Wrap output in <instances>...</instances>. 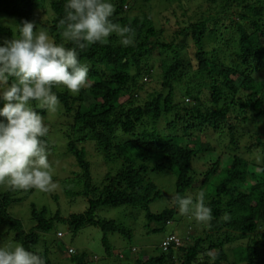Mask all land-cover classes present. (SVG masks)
Wrapping results in <instances>:
<instances>
[{
    "label": "trees",
    "instance_id": "trees-1",
    "mask_svg": "<svg viewBox=\"0 0 264 264\" xmlns=\"http://www.w3.org/2000/svg\"><path fill=\"white\" fill-rule=\"evenodd\" d=\"M140 1L149 4L152 0H113V20L134 29V46L122 47L119 37L112 34L108 43L87 47L79 60L89 67L88 84L79 94L54 86L60 100L54 112L33 102L48 125V114L57 113L65 149L78 167L86 210L64 217L59 211L50 214L46 208L33 207L32 224L26 226L11 213L10 206L17 199L10 191L0 192V245L10 238L12 243L38 251L46 264H56L49 251L55 241L41 236L49 234L56 223L67 225L73 234L90 225L103 233L102 245L110 258L115 252L108 234L126 242L132 230L123 223L99 219L97 208H142L146 233L158 231L161 227L153 223H170L179 213L174 200L160 212L150 210L162 197L152 174L167 172L175 175L174 198L186 196L195 186L206 193L213 220L205 224L187 215L192 228L176 249L171 245L163 250L160 245V252L152 254L131 246L127 249L130 256L116 253L119 260L128 264H264V0H164L182 9L183 19H179L172 7L176 29L171 35L165 34L169 18L155 25ZM185 1L198 3L191 13ZM66 3L0 0V14L21 23L37 17L51 38L72 47L60 23ZM137 8L142 16L135 12ZM41 14L46 15L45 21ZM18 27V23L0 21V41L16 36ZM156 79L159 90L151 86ZM145 87L151 89L143 95ZM239 119L249 121L252 134L248 128L247 135L237 133ZM210 126L221 129L223 148L216 158L202 163L213 147L198 130L205 128L206 133ZM45 141L49 146V134ZM89 152L102 155L108 167L117 166L99 184L93 183L86 158ZM195 163L202 167L199 177ZM70 248L62 252L66 260L90 264L86 251L71 254ZM209 253L215 255L214 261Z\"/></svg>",
    "mask_w": 264,
    "mask_h": 264
},
{
    "label": "clouds",
    "instance_id": "clouds-1",
    "mask_svg": "<svg viewBox=\"0 0 264 264\" xmlns=\"http://www.w3.org/2000/svg\"><path fill=\"white\" fill-rule=\"evenodd\" d=\"M113 0H67L63 37L72 47L57 43L46 30L24 20L17 35L0 41V184L16 190L57 188L49 163L45 138L49 128L40 112L33 107L54 112L60 105L54 86L62 85L73 95L88 84L89 67L79 60L80 52L94 44H106L115 34L122 47L134 46L135 31L130 25L114 22ZM206 193L195 196L177 194L174 205L181 215H191L197 222L213 220ZM224 220H230L229 215ZM179 244L170 243L176 249ZM162 246V243H161ZM163 250H166L162 247ZM78 252L73 247L68 253ZM212 261L213 253L208 254ZM0 264H46L36 250L21 243L0 245Z\"/></svg>",
    "mask_w": 264,
    "mask_h": 264
},
{
    "label": "rangeland",
    "instance_id": "rangeland-1",
    "mask_svg": "<svg viewBox=\"0 0 264 264\" xmlns=\"http://www.w3.org/2000/svg\"><path fill=\"white\" fill-rule=\"evenodd\" d=\"M141 2L142 1L139 2V6L143 4ZM169 4L170 3L168 1L164 0H152L149 4L144 3L143 9L154 19L155 25H161L164 23V17L169 18V21L171 22L168 26L170 27H167L168 32L165 34L171 35L176 29L174 19L171 14L173 12L172 7L176 8V14L179 16V19L183 18L180 15L182 9L178 8L177 3L173 2L172 7L169 6ZM197 4V2L187 3V1L183 3L184 6H188L190 8V13L195 9ZM135 12L142 16L140 8L135 9ZM36 13L39 15V9L36 10ZM43 15L44 14H41L40 18L42 21H45L47 17L46 15ZM184 19H186L187 22L189 21L187 17ZM191 19L195 20L197 17H191ZM0 21L4 23L11 22L21 24V20L8 17L4 14H0ZM32 21L40 26L37 30L45 29V27L40 25V20H38L37 17H35ZM225 35H229V33L226 32ZM189 41L190 39H187V42ZM151 86H155L158 90L161 89V84L158 79H156ZM150 89V87H145L143 95ZM185 101L189 102L190 99L185 97ZM48 117L51 125L50 126L46 123L49 128L50 135V145L48 146L49 163L51 166L50 171L58 185L57 188L50 192H42L37 189L27 191L12 189L6 183L0 184V192L3 193L10 191V194L17 199L16 202L11 204L10 210L13 216L20 219L26 226H30L32 224L31 211L33 207L37 209L46 208L50 214L59 211L64 217H67L72 213H83L88 206L87 200L82 193L83 187L81 182L77 179V164L65 149L66 141L61 138V125L58 120L57 113H49ZM237 122V129L239 130L237 133H245L247 135L246 131L249 121L244 123L239 119ZM63 123H66V121L63 120ZM210 127L212 129L210 128L206 133L204 131L205 128L198 130V132H201L205 138L207 137L206 143H209L213 147V150L207 152V154L201 159L202 163H206L210 159L216 158L220 152H222L220 149L223 148L221 129H217L212 126ZM250 128L254 127L252 126L248 128L249 133L252 134V129ZM206 134H209L210 136H207ZM86 158L90 163L91 176L93 177L94 184L102 182L103 176L106 172H114L117 168V166L108 167V163L104 161L103 156L96 154L95 152H89ZM194 168L196 176L199 177L201 175L202 167L195 163ZM151 179L161 188L162 197L150 205V210L152 212H160L164 208L170 207L173 203L175 193V175L167 172L153 173ZM198 192H200L199 187L195 186L193 189L188 191L187 195L195 196ZM95 215L99 219L113 220L118 223H123L132 230L131 239L125 242L124 239H121L116 234L109 233L107 238L109 242L112 243V250L115 254L113 253L112 257L107 258L101 241L103 233L100 229L87 225L80 229L78 233L73 234L70 232L67 225L56 223L51 232H49L50 235L45 233L41 236V239H44V236H46L49 240L53 242L55 241L53 245L49 246V251L53 254L51 259L54 257L56 264H71L62 254L67 247H73L78 252L86 251L88 253L90 264H128L123 262L126 260H119L116 257L118 256L116 253L121 251L124 252L126 256H130L131 253H128L127 249L133 246L138 248L137 251H148L152 254H156L162 249L160 246L161 242L167 235L175 234L179 238L185 239L186 232L192 228V226H189L190 224L187 223L189 220L187 215L176 213L170 223H153V226L161 227V229L156 232L146 233V230L143 228V223L145 222V210L130 205H102L97 208ZM56 234H59L60 237L56 236ZM46 237L44 240H46ZM5 241L6 240L3 242ZM10 243L12 242L9 238L4 245L6 246ZM40 243L41 246H43V242L41 241ZM39 249L42 250V248ZM93 257H96V259L93 260Z\"/></svg>",
    "mask_w": 264,
    "mask_h": 264
},
{
    "label": "built area",
    "instance_id": "built-area-1",
    "mask_svg": "<svg viewBox=\"0 0 264 264\" xmlns=\"http://www.w3.org/2000/svg\"><path fill=\"white\" fill-rule=\"evenodd\" d=\"M179 239L177 238V237H174V236H169L166 240H164L163 242H162V247L164 248V249H166L167 248V246L170 244V243H175V244H179Z\"/></svg>",
    "mask_w": 264,
    "mask_h": 264
}]
</instances>
